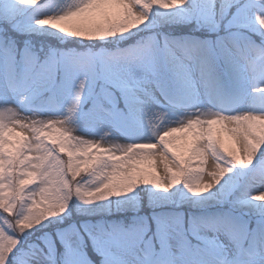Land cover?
Here are the masks:
<instances>
[{"label":"snow or ice","instance_id":"obj_1","mask_svg":"<svg viewBox=\"0 0 264 264\" xmlns=\"http://www.w3.org/2000/svg\"><path fill=\"white\" fill-rule=\"evenodd\" d=\"M0 264H264V0H0Z\"/></svg>","mask_w":264,"mask_h":264},{"label":"rangeland","instance_id":"obj_2","mask_svg":"<svg viewBox=\"0 0 264 264\" xmlns=\"http://www.w3.org/2000/svg\"><path fill=\"white\" fill-rule=\"evenodd\" d=\"M77 134H79V133H77Z\"/></svg>","mask_w":264,"mask_h":264}]
</instances>
